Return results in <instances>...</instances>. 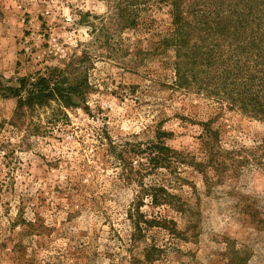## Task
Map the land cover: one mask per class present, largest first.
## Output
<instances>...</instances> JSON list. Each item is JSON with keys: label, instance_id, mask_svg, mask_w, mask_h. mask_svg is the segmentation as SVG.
<instances>
[{"label": "rangeland", "instance_id": "obj_1", "mask_svg": "<svg viewBox=\"0 0 264 264\" xmlns=\"http://www.w3.org/2000/svg\"><path fill=\"white\" fill-rule=\"evenodd\" d=\"M130 3L0 0V79L17 87L58 68L90 86L67 122L47 124L41 113L30 135L8 124L16 101L0 99V183L11 204L0 213V264H264V123L198 88L175 89L174 49L159 44L170 31L168 6ZM206 122L225 165L206 172L208 185L188 165L180 180L173 175L190 217L143 207L147 218L175 221L177 234L135 233L128 211L137 186L119 178L100 142H144L162 130L168 146L197 159ZM18 205L40 233L12 225ZM152 244L164 252L148 261Z\"/></svg>", "mask_w": 264, "mask_h": 264}, {"label": "trees", "instance_id": "obj_2", "mask_svg": "<svg viewBox=\"0 0 264 264\" xmlns=\"http://www.w3.org/2000/svg\"><path fill=\"white\" fill-rule=\"evenodd\" d=\"M131 2L129 5L138 7L150 3L168 6L170 31L160 39L159 44L174 49L175 89L188 91L198 88L207 96L226 101L232 108L264 123V0ZM89 89L87 80L71 84L58 68L51 69L47 76L22 78L17 87L8 86L5 80L0 79V99L16 101L8 124L16 130L26 127L29 135L39 132V125H32V121L41 113L50 114L45 117L47 124L54 125L59 120L67 122V111L79 108V100H84ZM201 126L202 155L197 159L168 146L165 139L167 133L162 130H157L152 139L144 142L134 138L116 142L110 137H105V143L100 142L119 164V178L126 186H137V197L128 211L135 233L141 234L158 227L177 234L175 221L154 215L147 218L148 212L143 207L148 202L151 213L168 207L190 217L194 213L191 206L171 190L172 182L176 181L173 175L177 177L179 168L188 165L203 175L208 185L210 178L206 172L225 165L221 162L219 150L215 149L219 143L217 132L213 131L209 122L201 123ZM9 188L6 183H0V213L4 210L3 216L11 211L10 202L4 200ZM17 209V220L12 225H26L25 235L42 231L24 217L23 205H18ZM187 229L190 227L187 226ZM146 247L148 261H154L155 255L160 256L164 252L154 244Z\"/></svg>", "mask_w": 264, "mask_h": 264}]
</instances>
